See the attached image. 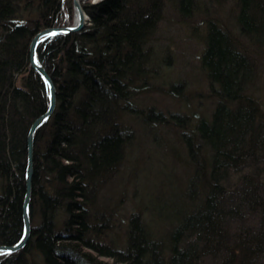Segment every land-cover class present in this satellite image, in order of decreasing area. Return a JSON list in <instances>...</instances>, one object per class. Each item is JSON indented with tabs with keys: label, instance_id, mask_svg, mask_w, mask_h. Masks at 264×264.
<instances>
[{
	"label": "trees",
	"instance_id": "1",
	"mask_svg": "<svg viewBox=\"0 0 264 264\" xmlns=\"http://www.w3.org/2000/svg\"><path fill=\"white\" fill-rule=\"evenodd\" d=\"M162 1H86L87 26L38 44L56 104L34 137L29 239L0 264H264V110L247 92L251 63L231 33L206 22L200 64L216 98L209 118L190 127L136 105L157 72H149L148 42ZM168 1L190 12L192 0ZM233 1L240 30L264 43V0ZM71 8V0H0V245L21 234L27 131L48 101L29 41L66 25ZM134 115L181 126L191 171L164 233L152 234L135 212L120 238L114 212L95 210L94 200L124 160V120Z\"/></svg>",
	"mask_w": 264,
	"mask_h": 264
},
{
	"label": "rangeland",
	"instance_id": "2",
	"mask_svg": "<svg viewBox=\"0 0 264 264\" xmlns=\"http://www.w3.org/2000/svg\"><path fill=\"white\" fill-rule=\"evenodd\" d=\"M66 1L63 0L62 6ZM86 1L99 0H80L82 6ZM237 14L238 8L233 0H192L187 15L180 14L173 4L163 0L160 19L148 42L153 51L149 72H157L151 77L153 85L150 90L139 92L136 105L154 107L164 119L173 113L180 115V121L184 117L190 127L201 116L209 118L216 98L209 92V81L200 59L205 49L203 35L206 22L212 19L231 33L237 48L249 59L251 72L246 89L264 110V43L246 36L240 30ZM65 15L69 17L67 12ZM85 16L84 27L90 22L86 12ZM73 21L72 3L71 16L66 25H72ZM212 85L216 86L215 83ZM182 120L181 123L185 125V120ZM124 123L131 131V140L125 147L124 160L114 176L97 188L95 210L111 209L114 212L111 219L114 222V235L120 238L123 236L125 218L135 212L151 233L157 236L170 227V208L174 202L178 203L191 171L180 138L181 126L157 122L145 124L135 115L125 118Z\"/></svg>",
	"mask_w": 264,
	"mask_h": 264
},
{
	"label": "water",
	"instance_id": "3",
	"mask_svg": "<svg viewBox=\"0 0 264 264\" xmlns=\"http://www.w3.org/2000/svg\"><path fill=\"white\" fill-rule=\"evenodd\" d=\"M72 3L74 9V21L72 25L46 27L36 32L34 36L31 38L29 43V47H28L29 63L30 66L33 68V70L41 77L45 86L47 87L48 102L44 111L31 122L26 136V162H25V171H24L25 192L22 201V223H23L22 234L16 243L12 245H0V255L10 254L17 251L20 247H23L26 244L30 236L31 224L29 219V207H30L31 189H32V176L34 170L33 167L34 137L36 130L48 120L56 104V88L50 75L44 69L43 65L41 64L38 58L37 46L41 41H43L47 37L53 35H67L72 32L80 31L84 27L86 23L84 8L80 3V0H72Z\"/></svg>",
	"mask_w": 264,
	"mask_h": 264
},
{
	"label": "bare ground",
	"instance_id": "4",
	"mask_svg": "<svg viewBox=\"0 0 264 264\" xmlns=\"http://www.w3.org/2000/svg\"><path fill=\"white\" fill-rule=\"evenodd\" d=\"M47 88V87H46ZM56 88V87H55ZM47 100H48V97H47ZM48 102V101H47ZM40 115V114H39ZM35 119V118H34ZM46 123V122H45ZM42 126V125H41ZM40 126V127H41ZM37 131V130H36ZM21 217H22V205H21ZM29 219H30V207H29ZM31 224V223H30ZM22 228H23V223H22ZM30 233H31V231H30ZM21 234H22V231H21ZM21 234H20V236H19V238L21 237ZM18 238V239H19ZM18 239L14 242V243H16L17 241H18ZM29 239V238H28ZM13 243V244H14ZM3 245V244H2ZM10 245H12V244H10ZM24 247V246H23ZM22 247H20L19 249H21ZM18 249V250H19ZM16 252V251H15ZM14 253V252H13ZM10 254H12V253H10ZM2 255H9V254H2ZM2 255H0V256H2Z\"/></svg>",
	"mask_w": 264,
	"mask_h": 264
}]
</instances>
